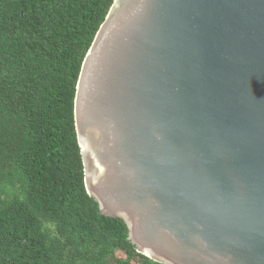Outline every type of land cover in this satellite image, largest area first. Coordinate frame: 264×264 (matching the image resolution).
<instances>
[{
	"label": "water",
	"instance_id": "1",
	"mask_svg": "<svg viewBox=\"0 0 264 264\" xmlns=\"http://www.w3.org/2000/svg\"><path fill=\"white\" fill-rule=\"evenodd\" d=\"M75 126L87 193L163 264H264V0H114Z\"/></svg>",
	"mask_w": 264,
	"mask_h": 264
},
{
	"label": "trees",
	"instance_id": "2",
	"mask_svg": "<svg viewBox=\"0 0 264 264\" xmlns=\"http://www.w3.org/2000/svg\"><path fill=\"white\" fill-rule=\"evenodd\" d=\"M114 0H0V264H163L85 187L74 103Z\"/></svg>",
	"mask_w": 264,
	"mask_h": 264
}]
</instances>
